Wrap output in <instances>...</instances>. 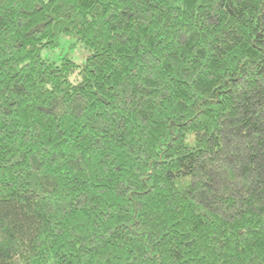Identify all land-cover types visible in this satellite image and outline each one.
Wrapping results in <instances>:
<instances>
[{
  "label": "trees",
  "instance_id": "16d2710c",
  "mask_svg": "<svg viewBox=\"0 0 264 264\" xmlns=\"http://www.w3.org/2000/svg\"><path fill=\"white\" fill-rule=\"evenodd\" d=\"M0 264H264V0H0Z\"/></svg>",
  "mask_w": 264,
  "mask_h": 264
},
{
  "label": "rangeland",
  "instance_id": "374dc122",
  "mask_svg": "<svg viewBox=\"0 0 264 264\" xmlns=\"http://www.w3.org/2000/svg\"><path fill=\"white\" fill-rule=\"evenodd\" d=\"M88 54L87 49L78 43L74 37L68 35H62L59 37L58 45L52 50H43L42 56L48 57L51 60H57L62 55H66L71 58L75 63H84Z\"/></svg>",
  "mask_w": 264,
  "mask_h": 264
}]
</instances>
